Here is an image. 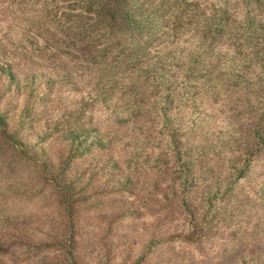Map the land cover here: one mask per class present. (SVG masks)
<instances>
[{
  "label": "trees",
  "instance_id": "16d2710c",
  "mask_svg": "<svg viewBox=\"0 0 264 264\" xmlns=\"http://www.w3.org/2000/svg\"><path fill=\"white\" fill-rule=\"evenodd\" d=\"M201 1L0 0V66L48 82L17 112L18 93L0 99V264H263V246L236 249L260 235L237 184L264 148V0ZM198 101L262 118L200 134L184 113ZM82 130L103 145L98 185ZM218 152L227 181L206 176Z\"/></svg>",
  "mask_w": 264,
  "mask_h": 264
},
{
  "label": "rangeland",
  "instance_id": "374dc122",
  "mask_svg": "<svg viewBox=\"0 0 264 264\" xmlns=\"http://www.w3.org/2000/svg\"><path fill=\"white\" fill-rule=\"evenodd\" d=\"M147 0H145L146 2ZM203 1L197 0V3H202ZM140 5V4H139ZM142 6L140 5L139 8ZM129 16H131V13L129 12ZM203 16V15H202ZM199 24V23H198ZM200 24L195 26L197 31H200ZM234 34L230 36V42H233ZM166 43L165 40L159 39L154 40V44L152 47L149 48L150 44L146 46V48H149V51L151 49V52H157L160 48L157 45H161ZM232 44V43H231ZM48 84L47 81L44 79H40L38 77H31V78H22L18 79L10 73L9 69L7 67L0 66V99L1 96L6 93L8 96L12 93H18L19 97L16 101L13 102L12 106L15 112L18 111V109H15L14 106H22L25 102H27V96L23 95L24 93H29L31 95H40L43 92L44 87H46ZM24 97V98H23ZM234 101H231L229 104L224 103L221 108L217 109L218 114L217 116H210V112L207 111V104L203 103L202 101H198L196 104H193L192 107L189 108L188 105H186V108L184 109L185 118L188 122V130H191V125H193L196 130H199V133L202 134L203 131L208 128L209 123L212 120L216 119V123L214 125V135L218 136L219 138H223L226 135V130L231 128L232 126L235 127H241L239 129L241 134L244 136H247L248 133L258 128V125L260 121H258L259 118H262V116H245L243 111L241 110L240 106L237 107V103H233ZM31 102H28V105ZM31 106V104L29 105ZM243 108V107H242ZM189 109V110H188ZM244 109V108H243ZM183 110V107H182ZM188 110V112H187ZM246 111V110H245ZM247 112V111H246ZM217 113V112H216ZM220 113V115H219ZM258 117V119H257ZM72 138L75 142L79 144V147L81 150L86 152V155L83 157V159H87L85 167L89 166L88 172H95L97 173V177L94 179L96 181L93 182L94 185H98L103 182L104 179H109V169L105 162V159L103 156V150H101L103 147L102 143L100 142L99 136L94 131L90 130H82L79 132L72 133ZM253 152V151H252ZM255 152V150H254ZM103 155V156H102ZM219 159V173L216 174L214 171L211 170L208 172L207 177H210L215 180H225L227 181V173L226 169L228 163V156H225L224 153L218 152V156H216ZM247 159H244L240 162L231 163L238 169L244 167L246 165ZM230 164V163H229ZM80 167V166H79ZM84 167V166H83ZM83 167L79 168L81 172L83 171ZM248 168V174L247 179L240 180L237 184L240 191L247 193V195L250 196L248 199L250 202V208H251V215L253 219L256 221V227L259 228L258 232L260 235H255L256 237L252 240L250 236L247 233L240 234V239L238 242H240L241 246L239 249L241 252H247L249 250L247 243L245 240H250V246L252 244L256 245L259 244L260 246L264 247V148L261 149L260 152H257L256 155L252 157L251 163L247 165ZM78 169V170H79ZM76 170L78 173L79 171ZM90 178V175L86 174L87 179ZM125 205V204H124ZM123 205V206H124ZM100 218V215L97 216V218ZM109 217V215L106 216V219ZM144 221L141 224H136L135 226L132 225L131 230L135 234L134 244L132 253L130 255V261L134 260L137 256L140 255L143 251L144 243H143V234L145 232V229L143 227L146 226L148 222H150V218L147 216L144 217ZM108 223V220H106V224ZM122 225H119L116 227V229L121 228ZM137 229V230H136ZM118 235V234H117ZM260 240L262 242H259L257 240ZM244 240V241H243ZM264 253V252H263ZM261 261L264 264V257H261Z\"/></svg>",
  "mask_w": 264,
  "mask_h": 264
}]
</instances>
